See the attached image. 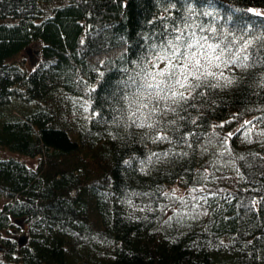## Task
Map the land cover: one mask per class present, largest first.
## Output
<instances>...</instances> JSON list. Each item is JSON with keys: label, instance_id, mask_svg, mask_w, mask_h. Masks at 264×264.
<instances>
[{"label": "trees", "instance_id": "obj_1", "mask_svg": "<svg viewBox=\"0 0 264 264\" xmlns=\"http://www.w3.org/2000/svg\"><path fill=\"white\" fill-rule=\"evenodd\" d=\"M170 40L251 66L154 142L128 97ZM2 151L37 164L0 155V264H264V0H0Z\"/></svg>", "mask_w": 264, "mask_h": 264}, {"label": "snow or ice", "instance_id": "obj_2", "mask_svg": "<svg viewBox=\"0 0 264 264\" xmlns=\"http://www.w3.org/2000/svg\"><path fill=\"white\" fill-rule=\"evenodd\" d=\"M249 11L254 12L253 9ZM255 14L260 15V13ZM175 39L179 41L181 38L177 36ZM250 45L251 41L236 53H231L225 60L223 49L219 53L216 52L219 45L208 44L207 48H204L199 41L188 42L183 45L185 50L181 51L180 44L168 41V48L161 47L159 54L153 53L154 61H149L151 67H156L158 63L163 64L164 67L156 72H150L146 68L142 69L141 71L145 73L142 82L138 85L137 91L128 97L130 109L133 104L137 105V110L133 111L129 117L132 124L137 127L155 129L154 142H171L167 134L168 125L162 118L169 112H187L189 108H195L196 98L204 95L201 89L220 87L221 78L231 83L232 81L224 76L221 68L230 65L250 67L247 53ZM180 118L184 119L183 116ZM169 123L175 124L176 121H169ZM192 123L195 124L196 121L192 120ZM232 135V133L228 134L229 137ZM182 139L186 142V138ZM189 147H191L190 144Z\"/></svg>", "mask_w": 264, "mask_h": 264}, {"label": "rangeland", "instance_id": "obj_3", "mask_svg": "<svg viewBox=\"0 0 264 264\" xmlns=\"http://www.w3.org/2000/svg\"><path fill=\"white\" fill-rule=\"evenodd\" d=\"M39 47H40V45L35 43V44L31 45L29 48H27L26 50H24L23 52H21L20 54H18L17 57L13 60L16 62H23L24 66L30 70L34 67V65L36 64V62L38 60V57H39L38 49H39ZM0 155H2V156H8V155L17 156L18 158H20L21 160L26 162L27 165L30 167H36V164H37L36 159L30 158L27 156L14 155L12 153L4 152V151L0 152ZM175 191L179 194L184 193V190L179 188V187H175ZM13 235L15 237V240H18L20 238V235L27 236V233L19 232L17 234H13ZM25 242H27V238L25 239ZM0 255H1V251H0Z\"/></svg>", "mask_w": 264, "mask_h": 264}, {"label": "water", "instance_id": "obj_4", "mask_svg": "<svg viewBox=\"0 0 264 264\" xmlns=\"http://www.w3.org/2000/svg\"><path fill=\"white\" fill-rule=\"evenodd\" d=\"M23 240H24V236L22 235L20 238H19V243L21 244L22 242H23Z\"/></svg>", "mask_w": 264, "mask_h": 264}]
</instances>
